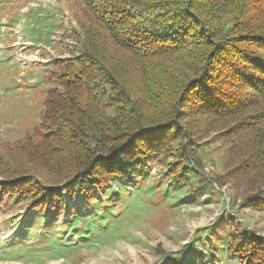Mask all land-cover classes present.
I'll return each mask as SVG.
<instances>
[{"label": "trees", "instance_id": "obj_1", "mask_svg": "<svg viewBox=\"0 0 264 264\" xmlns=\"http://www.w3.org/2000/svg\"><path fill=\"white\" fill-rule=\"evenodd\" d=\"M83 1L76 52L53 62L38 140L0 158V201L61 203L64 193L131 178L176 140L184 161L170 173L186 184L194 135L180 120L205 114L232 124L248 198L263 203L264 0ZM233 243L242 264H264V240Z\"/></svg>", "mask_w": 264, "mask_h": 264}, {"label": "rangeland", "instance_id": "obj_2", "mask_svg": "<svg viewBox=\"0 0 264 264\" xmlns=\"http://www.w3.org/2000/svg\"><path fill=\"white\" fill-rule=\"evenodd\" d=\"M86 12L83 0H0V158L38 140L53 62L76 52ZM180 122L194 135L186 184L170 173L184 161L176 140L131 178L64 193L61 203L3 197L0 264H242L233 239L264 240V202L249 199L232 124L205 114Z\"/></svg>", "mask_w": 264, "mask_h": 264}]
</instances>
